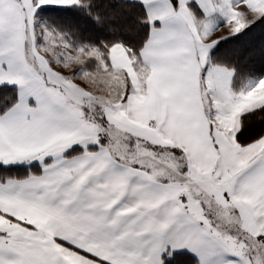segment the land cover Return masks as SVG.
<instances>
[{
  "label": "snow or ice",
  "instance_id": "1",
  "mask_svg": "<svg viewBox=\"0 0 264 264\" xmlns=\"http://www.w3.org/2000/svg\"><path fill=\"white\" fill-rule=\"evenodd\" d=\"M83 3L0 0V44L28 24L36 41L43 5ZM141 3L140 43L69 52L72 80L0 56V172L22 173L0 182V264H170L177 253L264 264V127L238 136L241 117L264 110V43L247 53L242 74L259 75L239 91L217 48L264 21V0ZM129 52L146 74L128 77L119 100L73 82L90 58L97 78L120 80Z\"/></svg>",
  "mask_w": 264,
  "mask_h": 264
},
{
  "label": "trees",
  "instance_id": "2",
  "mask_svg": "<svg viewBox=\"0 0 264 264\" xmlns=\"http://www.w3.org/2000/svg\"><path fill=\"white\" fill-rule=\"evenodd\" d=\"M197 9L198 6L195 10L198 11ZM143 11V4L136 1L84 0L83 4L73 7H43L38 11L37 18L63 34L76 48L97 47L106 52L105 45L111 46L115 42H122L130 47L140 43L148 31V26L141 23ZM262 43H264V21H257L243 33L222 40L217 45L221 53L219 59L237 67L238 71L233 83L236 89L241 88L249 78L259 75L257 72H252L245 76L241 69L253 64L251 60L245 64L247 53L253 48L258 49ZM131 55L138 64L135 54L131 53ZM213 59L216 60L218 57L214 55ZM92 62L97 64L94 58H90L85 64L88 69ZM255 67H260L258 60L255 62ZM243 122L245 128L238 136L245 133L254 134L264 127V110L247 113L243 116ZM20 175L22 173L18 175L16 172H0V182ZM186 259H188L186 255L177 253L170 264H189Z\"/></svg>",
  "mask_w": 264,
  "mask_h": 264
},
{
  "label": "crops",
  "instance_id": "3",
  "mask_svg": "<svg viewBox=\"0 0 264 264\" xmlns=\"http://www.w3.org/2000/svg\"><path fill=\"white\" fill-rule=\"evenodd\" d=\"M130 1H136L140 2L141 0H130ZM193 4L195 3V0H192ZM78 6V5H73ZM73 6H57V5H43L40 8L36 10L35 13V23L34 28H36V22H37V13L38 11L43 7H73ZM144 6V5H143ZM159 23V22H157ZM31 47V48H30ZM74 53V52H73ZM0 56H3L5 58H22L26 60L30 65L33 66L35 69H39L40 64L43 61H47L48 64L45 65L57 76H63L68 78L69 80H72V77L75 70H71L70 68L62 65H55L51 63L47 57V54L39 51L37 49V44L33 40V29L31 24L28 25H20L16 28H13L8 36V39L3 42V44H0ZM121 71L117 72L116 75L120 77V80L109 83L108 81L111 80V77L107 75V73H100V77L97 78V71L90 70L86 68L85 73H82V76L76 77L73 81L75 85L87 93H89L91 96H94L98 98L101 101H111L115 102L119 100L120 95L123 91V84L127 82L128 77H133L136 74V71H140L141 73L146 74V70L142 69L140 67V64H136L134 58L132 57L131 53H122L121 54ZM43 75H47V72H44ZM95 79V83H89L88 81ZM151 78L150 76L148 77ZM234 83V79H233ZM247 84V83H246ZM243 85L242 87H244ZM100 87V91L97 92L96 88ZM234 87V84H233ZM241 87V88H242ZM235 90L239 91V89ZM246 115V114H244ZM243 115V116H244ZM243 116L241 117L243 121ZM239 134V133H238ZM27 167V166H25ZM11 179H17L20 177H10ZM1 181L5 182L7 179ZM183 254V253H181ZM185 255V254H184ZM188 257V256H187ZM189 262V257L186 259ZM71 264H78V261H72Z\"/></svg>",
  "mask_w": 264,
  "mask_h": 264
},
{
  "label": "rangeland",
  "instance_id": "4",
  "mask_svg": "<svg viewBox=\"0 0 264 264\" xmlns=\"http://www.w3.org/2000/svg\"><path fill=\"white\" fill-rule=\"evenodd\" d=\"M197 14L202 15V13H199V10L197 11ZM215 23H216L217 27H223L224 18L222 16L215 18ZM45 30L55 34L57 36V39L59 40V43L56 45H53L51 43V37H49L48 42L45 43L46 42L44 39ZM35 35L37 37V40L35 41V43L37 44V49L39 51L47 54V57L49 60H51L50 61L51 63H53L55 65L65 64V65H62L61 67L67 65L66 67L70 68L71 70H75V71L80 68V65L78 63L71 62L69 57H68L69 52H75V50L79 49V47L76 48V47L72 46L63 34L57 32L56 30H54L53 28H51L47 24L43 23L42 21L38 20V18H37ZM61 58H63V59H61ZM91 64H92V66H91ZM86 66L87 65L82 66L80 71L85 70L87 68ZM96 66H97V64L95 62H92V63H90L89 69L97 71ZM247 82L248 81H246L243 85H245ZM96 91L99 92L100 87L96 88ZM91 97L95 100H99L98 98H96L94 96H91ZM93 114L95 115V113H93Z\"/></svg>",
  "mask_w": 264,
  "mask_h": 264
}]
</instances>
